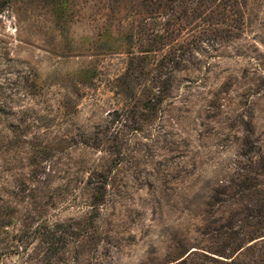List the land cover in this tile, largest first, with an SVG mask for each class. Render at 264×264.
<instances>
[{
  "label": "rangeland",
  "instance_id": "1",
  "mask_svg": "<svg viewBox=\"0 0 264 264\" xmlns=\"http://www.w3.org/2000/svg\"><path fill=\"white\" fill-rule=\"evenodd\" d=\"M236 1L0 0V264H264V0Z\"/></svg>",
  "mask_w": 264,
  "mask_h": 264
},
{
  "label": "trees",
  "instance_id": "2",
  "mask_svg": "<svg viewBox=\"0 0 264 264\" xmlns=\"http://www.w3.org/2000/svg\"><path fill=\"white\" fill-rule=\"evenodd\" d=\"M226 2L230 3L233 8L236 5H239L238 1H236V0H231V1L226 0ZM157 43L160 44L161 46H167L168 48L169 47L171 48V47L175 46V44H176L175 40L173 39L172 33H170V34L167 33L165 36L161 37ZM165 55H167V54H165Z\"/></svg>",
  "mask_w": 264,
  "mask_h": 264
}]
</instances>
